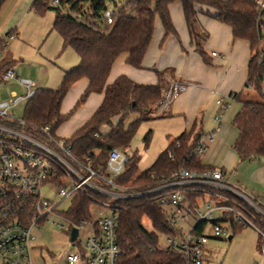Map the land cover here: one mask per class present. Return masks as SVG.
I'll return each instance as SVG.
<instances>
[{
    "label": "trees",
    "instance_id": "trees-1",
    "mask_svg": "<svg viewBox=\"0 0 264 264\" xmlns=\"http://www.w3.org/2000/svg\"><path fill=\"white\" fill-rule=\"evenodd\" d=\"M120 6L114 3L111 24L101 18L105 0H58L57 6L51 0H33L31 9L43 12L54 10L52 30L58 32L63 46H70L79 57L78 64L64 71L58 87L37 88L26 101L25 129L35 133L49 125L52 135L72 113L79 109L92 93H102L100 104L90 117L72 134L64 139L71 145L72 153L82 161L90 159L93 167L105 166L108 152L113 149L126 151L140 121L149 116L162 104L166 83L162 73L157 72L154 84H142L120 74L108 83L111 67L115 60L125 54V62L134 68L142 67V60L151 43L155 20L159 19L163 29L161 43L167 36H177L171 20L169 6L179 2L190 43L205 64H211L205 50L208 33L201 29L198 15L205 14L228 26L233 39L245 40L249 45L250 57L247 63V77L244 87L230 92L238 106L230 118L235 130L232 149L237 161L252 157L264 158V8L253 0H122ZM5 0H0V9ZM87 5L88 12L83 11ZM9 33V32H8ZM5 40L0 37V53L4 51ZM13 65L8 52L0 59V81L3 73ZM88 83L69 112H60L63 98L70 87L79 79ZM256 96L254 98L253 96ZM131 114H136L125 124ZM203 131L198 122L176 137L160 152L153 164L137 173L135 153H130L124 171L116 177L120 185L153 184L160 176L168 175L178 168L202 171L215 165L193 156L192 148ZM148 132L144 139L147 142ZM171 152L173 158L168 156ZM223 169V168H222ZM192 197V195H191ZM92 193H76L68 214L74 222L90 216ZM118 216V242L122 249L119 264H184L180 256L171 251L160 252L155 245V231H171L166 223L161 206L144 198H132L114 204ZM147 218L152 230L143 224ZM203 222L196 228L203 229ZM242 227L232 224V234ZM232 237V236H231Z\"/></svg>",
    "mask_w": 264,
    "mask_h": 264
},
{
    "label": "built area",
    "instance_id": "built-area-1",
    "mask_svg": "<svg viewBox=\"0 0 264 264\" xmlns=\"http://www.w3.org/2000/svg\"><path fill=\"white\" fill-rule=\"evenodd\" d=\"M253 1L264 8V0ZM50 4L57 6L58 0H51ZM112 14L113 10L104 5L101 18L107 24L113 22ZM211 54L217 55L214 51ZM2 79L15 81L26 92L22 95L12 92L8 100L0 102V264H33L30 256L34 247L33 232L53 216L63 218V223L57 224L68 227L73 247L63 264H119L122 249L114 204L132 198H144L161 206L171 231H155L158 238L155 248L177 253L184 264H207L211 253L207 248L208 239L229 238L232 224L255 229L264 258V201L230 182L220 166L202 171L178 168L151 185H120L115 179L124 171L130 155L128 150L111 149L102 169L93 167L89 158L86 161L76 158L71 145L57 134L52 135L49 125L35 133L27 131L24 121L13 118L9 109L20 101H27L37 88L31 80L17 78L12 67L3 73ZM185 87L183 83H171L164 92L161 108L165 109ZM234 101L232 96L227 100L216 99L219 107L216 126L195 143L194 157H204ZM168 156L173 158L171 152ZM48 187L56 188L57 201L43 197V189ZM76 193L101 197L91 198L92 205L108 208L111 213L90 215L74 222L68 210ZM68 198L71 201L67 209L58 210L57 205ZM200 222L204 225L198 232L196 226ZM73 228L77 232L71 240Z\"/></svg>",
    "mask_w": 264,
    "mask_h": 264
},
{
    "label": "rangeland",
    "instance_id": "rangeland-1",
    "mask_svg": "<svg viewBox=\"0 0 264 264\" xmlns=\"http://www.w3.org/2000/svg\"><path fill=\"white\" fill-rule=\"evenodd\" d=\"M105 3L108 9L113 10L114 3L120 6L123 1L106 0ZM29 5L30 0H5L1 7L0 37H3L6 43L4 51L0 53V59L5 52H8L13 59L12 68L15 69L17 78L31 79L37 88L53 89L60 84L63 69L78 64L79 57L72 47L68 45L63 47L61 36L52 30L54 10L49 8L38 12L31 9ZM83 11H89L86 4L83 6ZM13 29L17 33L16 36L11 32ZM161 73L164 80L168 76L173 78L172 69L163 70ZM12 92L22 95L26 89L13 80L0 81V102L8 100ZM252 96L253 94L250 97ZM253 97L256 98V96ZM216 99L211 95L209 99L201 103L200 110L196 113L198 118H202L201 128L205 133L212 131L216 126L215 115L219 108L215 103ZM25 103L26 101H20L11 106L10 115L17 119L23 118ZM133 116L135 117L136 114H131L125 120V124ZM185 127L184 116L170 114L167 109H154L148 117L140 121L127 148L129 153H135L138 156L136 175L150 167L160 152L166 148L168 142L183 132ZM148 132L150 136L146 142L144 137ZM260 168L264 169V158L252 157L244 161H235L233 167L224 171L230 182L244 183L245 180H251L255 171ZM257 183L253 182L248 189L253 188V193L260 195L264 201V184ZM55 191V187L43 189V197L55 202L58 200ZM70 201L71 198L64 199L57 205V209L64 211ZM110 213L105 207L96 205L90 207V215L93 217ZM51 220H54V223ZM57 222L63 223V218L53 216L48 222L42 224L39 230L33 232L34 247L30 251L33 264H63L66 254L73 249L69 241L68 227H61ZM142 224L147 230H152V225L147 218H143ZM82 235L83 233L80 232L79 236ZM258 240L255 229L248 226L235 232L230 239L228 237L209 238L207 248L211 253L207 257V264H264Z\"/></svg>",
    "mask_w": 264,
    "mask_h": 264
},
{
    "label": "crops",
    "instance_id": "crops-1",
    "mask_svg": "<svg viewBox=\"0 0 264 264\" xmlns=\"http://www.w3.org/2000/svg\"><path fill=\"white\" fill-rule=\"evenodd\" d=\"M32 1L30 0L29 7ZM169 12L177 30V36H167L161 43L163 29L159 19L156 18L155 32L143 57L142 67L134 68L129 66L125 62L126 55L121 54L111 67L108 83L118 75L124 74L137 83L154 84L157 81V72L161 73L163 70L172 69L173 78L168 76L165 80V91L173 81L183 83L186 87L170 101L165 109L169 110L170 114H181L184 116L186 127L183 131L187 130L195 121L196 123L198 122V127L202 130V118L196 116V113L200 110L201 103L209 99L211 95L215 96V98L223 97L227 100L230 92H237L245 85L247 63L250 57L249 45L245 40L233 39L228 26L208 15L199 14V26L208 33L204 47L210 57L211 64L207 65L203 63L190 43L181 4L179 2L172 3L169 6ZM11 32L15 36L17 35L14 29ZM213 51L217 55H212ZM74 66L75 64L64 68L62 76L64 71ZM32 82L34 83V81ZM87 83L86 78H81L70 87L61 104L60 112L62 114L69 112L86 88ZM102 97V93L90 94L84 104L60 124L56 134L60 137L70 136L76 128L90 117L100 104ZM237 106L236 101L231 103L230 110L222 118L221 130L216 134L215 139L209 143L208 150L202 158L204 162L220 166L223 170L233 167L235 161L237 162L236 155L231 147L235 130L230 125V118ZM159 109H162L161 106ZM203 133L205 132L203 131ZM253 182L255 184L257 182V184H264V169L256 170L251 180H245L244 183L237 181L236 183L246 191L260 197L257 193H253V188L248 189Z\"/></svg>",
    "mask_w": 264,
    "mask_h": 264
},
{
    "label": "water",
    "instance_id": "water-1",
    "mask_svg": "<svg viewBox=\"0 0 264 264\" xmlns=\"http://www.w3.org/2000/svg\"><path fill=\"white\" fill-rule=\"evenodd\" d=\"M76 232H77L76 228H73V229L71 230V233H70V239H71V240H73V239L75 238ZM230 238H231V236H229V239H230Z\"/></svg>",
    "mask_w": 264,
    "mask_h": 264
}]
</instances>
